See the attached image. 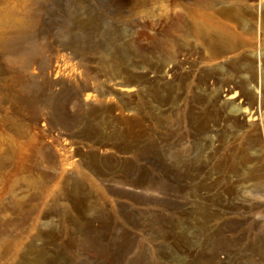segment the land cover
<instances>
[{"label":"rangeland","instance_id":"rangeland-1","mask_svg":"<svg viewBox=\"0 0 264 264\" xmlns=\"http://www.w3.org/2000/svg\"><path fill=\"white\" fill-rule=\"evenodd\" d=\"M0 264H264V0H0Z\"/></svg>","mask_w":264,"mask_h":264},{"label":"bare ground","instance_id":"bare-ground-1","mask_svg":"<svg viewBox=\"0 0 264 264\" xmlns=\"http://www.w3.org/2000/svg\"><path fill=\"white\" fill-rule=\"evenodd\" d=\"M17 35H21V31L19 30V28H17Z\"/></svg>","mask_w":264,"mask_h":264}]
</instances>
